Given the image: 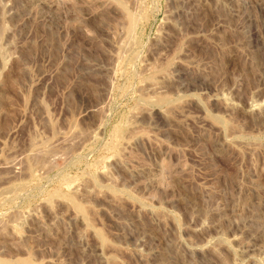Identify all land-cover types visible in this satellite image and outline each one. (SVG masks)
<instances>
[{
    "label": "rangeland",
    "instance_id": "1",
    "mask_svg": "<svg viewBox=\"0 0 264 264\" xmlns=\"http://www.w3.org/2000/svg\"><path fill=\"white\" fill-rule=\"evenodd\" d=\"M0 264H264V0H0Z\"/></svg>",
    "mask_w": 264,
    "mask_h": 264
}]
</instances>
